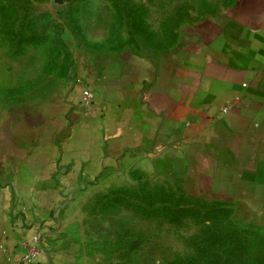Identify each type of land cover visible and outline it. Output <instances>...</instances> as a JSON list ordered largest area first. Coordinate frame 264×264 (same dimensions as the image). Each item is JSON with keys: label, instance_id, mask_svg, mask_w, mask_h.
<instances>
[{"label": "crops", "instance_id": "0c3cea01", "mask_svg": "<svg viewBox=\"0 0 264 264\" xmlns=\"http://www.w3.org/2000/svg\"><path fill=\"white\" fill-rule=\"evenodd\" d=\"M77 65L95 93L91 110L75 84L0 114V245L13 255L0 252V264H19L36 223L50 248L38 264H81L64 219L123 161L264 213V0L194 23L161 56L83 52Z\"/></svg>", "mask_w": 264, "mask_h": 264}, {"label": "rangeland", "instance_id": "374dc122", "mask_svg": "<svg viewBox=\"0 0 264 264\" xmlns=\"http://www.w3.org/2000/svg\"><path fill=\"white\" fill-rule=\"evenodd\" d=\"M237 1L0 0V114L66 96L83 52L158 57ZM258 209L211 200L136 159L81 192L63 236L81 264H264Z\"/></svg>", "mask_w": 264, "mask_h": 264}, {"label": "built area", "instance_id": "2783aa9c", "mask_svg": "<svg viewBox=\"0 0 264 264\" xmlns=\"http://www.w3.org/2000/svg\"><path fill=\"white\" fill-rule=\"evenodd\" d=\"M75 84L83 86L82 91V103L87 110H91L95 103V93L92 88L84 82L83 79L77 78ZM247 87V84L243 85ZM233 104H229L222 108L221 113L225 114L233 107ZM33 236L30 240L21 242L20 246L24 253L22 255L19 264H38L42 252L50 250L48 238L46 233L43 232V225L36 223L33 226ZM0 252L4 253L8 257H12V253L4 245H0Z\"/></svg>", "mask_w": 264, "mask_h": 264}]
</instances>
